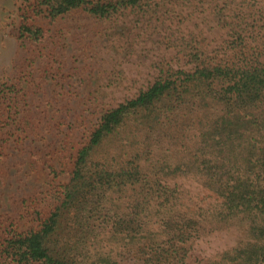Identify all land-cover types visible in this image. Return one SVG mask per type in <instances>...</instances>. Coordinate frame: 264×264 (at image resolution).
<instances>
[{"label": "trees", "instance_id": "trees-1", "mask_svg": "<svg viewBox=\"0 0 264 264\" xmlns=\"http://www.w3.org/2000/svg\"><path fill=\"white\" fill-rule=\"evenodd\" d=\"M188 1L31 0L46 25L24 15L19 36L40 44L71 14L164 24ZM234 1V41L218 49L167 29L188 49L185 63L97 111L47 211L28 230L0 232V264H193L194 239L233 228L238 240L202 264H264V31L246 21L264 22V0L224 9Z\"/></svg>", "mask_w": 264, "mask_h": 264}, {"label": "rangeland", "instance_id": "rangeland-1", "mask_svg": "<svg viewBox=\"0 0 264 264\" xmlns=\"http://www.w3.org/2000/svg\"><path fill=\"white\" fill-rule=\"evenodd\" d=\"M225 1L180 3L161 16L164 24L130 21L132 14L118 24L71 14L47 25L49 37L35 44L19 36L25 16L46 25L32 17L31 0H0V232L10 225L28 230L47 211L49 191L68 180L72 156L100 108L135 95L167 66L185 63L188 49L169 27L188 37L192 31L197 41L189 43L208 50L234 41L227 21L236 1L224 9ZM246 21L264 31V22ZM203 232L192 241L193 264L239 235L234 228Z\"/></svg>", "mask_w": 264, "mask_h": 264}]
</instances>
